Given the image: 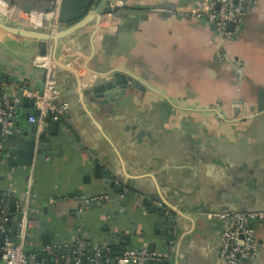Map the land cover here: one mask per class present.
<instances>
[{
    "label": "crops",
    "instance_id": "crops-1",
    "mask_svg": "<svg viewBox=\"0 0 264 264\" xmlns=\"http://www.w3.org/2000/svg\"><path fill=\"white\" fill-rule=\"evenodd\" d=\"M4 1L28 25L23 17L30 11L43 13L52 3ZM122 1L129 10L117 13L116 32L92 45V21L47 44L43 57L49 65L33 56L37 47L32 40L0 29V58L47 70L57 61L77 76L58 74L69 108L58 120L57 135L50 132L51 120L45 124L44 138L54 140L45 158L29 167L10 165L15 141L0 135V204L6 190L16 201L23 199L32 168L30 213L39 216V223L32 220L26 252L39 253L51 243L63 247L79 236L91 246L106 245L108 233L121 232L134 248L166 254L167 260L159 263L221 264L217 244L223 223L201 212L264 209V110L256 108L258 91L264 89V0L247 7L241 31L225 40L217 38L205 17L180 14L197 9L201 0ZM160 3L176 9L163 17L151 10ZM53 16L50 25L56 27L58 13ZM217 52L224 62L217 61ZM112 70L134 75L145 91L127 87L114 101L84 94L85 83L80 85L78 78L95 79ZM24 85L29 88L22 79L16 86ZM165 99L171 104L167 118L162 116ZM11 112L9 137L19 133L24 138L33 130L25 119L27 112L36 113L33 104ZM104 173L122 191L106 185ZM97 194L110 198L100 207L81 204ZM144 198L158 207L155 212L143 206ZM163 217H174L175 224H164ZM253 229L261 247L252 264H264V221L254 222Z\"/></svg>",
    "mask_w": 264,
    "mask_h": 264
},
{
    "label": "built area",
    "instance_id": "built-area-1",
    "mask_svg": "<svg viewBox=\"0 0 264 264\" xmlns=\"http://www.w3.org/2000/svg\"><path fill=\"white\" fill-rule=\"evenodd\" d=\"M258 0H201L197 9L192 11L181 10V15L189 14L192 16L205 17L207 21L215 26V34L218 39H232L236 37L242 28V23L246 15V9L249 5H254ZM5 6L8 11L9 5L6 1L0 0V4ZM60 0L54 1V10L52 13L57 15ZM116 7L121 8L124 5L122 0H115ZM28 14L29 24L31 23ZM1 13V12H0ZM41 13V12H39ZM2 14V13H1ZM3 15H7L4 13ZM113 12H107L99 26L108 29L111 25ZM232 24V28L229 25ZM33 25V24H32ZM53 26V25H52ZM55 27V26H53ZM217 61L224 62L225 58L221 52L215 55ZM52 69L48 70L50 72ZM48 74V73H47ZM23 94L33 99L34 108L37 113L33 114L29 121L36 122L35 133L39 135L45 127L48 120H59L68 111V103L62 99V91L54 75L48 74L44 83L42 92L21 86ZM5 103L10 110L9 100L6 96L0 97V105ZM13 116L12 112H5L0 108L1 136L9 135L12 132ZM32 168L27 174V193L22 200L16 201L10 190H6L2 196L0 204V233H3V243L0 245V255L4 264H47L46 258L41 254L52 257L51 264H151L153 262H164L167 255L151 250L146 247L124 249L118 255L110 257L108 252L111 245L95 244L88 247L87 241L83 236L77 237L71 244H47L39 253L26 252L25 246L30 235L32 220L30 218V199L32 197L33 185ZM108 194H97L84 197L82 203L100 201L109 199ZM14 203V210H10L11 203ZM207 218H230V224L221 234L218 247V260L221 264H252L259 252L261 244L255 236L251 223L264 219V210L259 211H237L228 212H209ZM14 222L15 233H10V229L5 226L6 222ZM65 249L63 252L61 250ZM60 252H56L59 250ZM40 255V259L37 256Z\"/></svg>",
    "mask_w": 264,
    "mask_h": 264
},
{
    "label": "water",
    "instance_id": "water-1",
    "mask_svg": "<svg viewBox=\"0 0 264 264\" xmlns=\"http://www.w3.org/2000/svg\"><path fill=\"white\" fill-rule=\"evenodd\" d=\"M54 1L51 2V7L45 11H42L43 14H52V11L54 9ZM78 0H60L59 10H58V17L57 21L59 23L58 26L53 27L51 25L46 27H38L33 25H28L26 22L22 23L20 17L17 15L18 9L16 10L8 1H6L9 5V10L12 11V13H9L8 15H3L0 13V29L2 31H5L9 34H13L16 36H20L23 38H27L33 41L35 46L37 47L36 53L33 55L34 57L37 55L38 57H43L47 53V44L53 43L56 44L57 41L63 37L69 36L73 33H75L77 30L82 29L86 25H88L90 22H94V27L90 32V37L93 43H95L96 40H100L102 36L105 34L114 33L117 30L118 27V15L120 10L125 11L129 10L127 8L123 7L118 8L114 4L115 0H88L85 3H79ZM87 5L92 6V9L88 10ZM154 9L157 12H160V15L163 17L170 16L175 11V6L170 5L169 3H160V5H155L151 7V10ZM107 12H113V16L111 18V25L108 29L105 30V28H102L99 26L100 22L103 19V15ZM65 24V25H63ZM213 24V23H212ZM214 26V24H213ZM229 28H232V24L229 25ZM215 29V26H214ZM55 60V59H54ZM56 67L52 69L49 73L54 75L55 80L58 83L57 77L59 73H69L70 78L74 76V78L77 79L76 72L73 71L71 68H69L64 63H57ZM4 69H6L8 72L5 73ZM48 70L45 67H27L24 66L19 67L16 65H13L5 58H0V85H7L5 89L0 90V94L5 93L6 98L9 100V106L14 107V112L17 113V109L19 105H27V103L33 104V99L23 96V90L21 86L18 85L19 80H26L29 83V88L33 90H38L39 92H42L44 83L47 77ZM94 74V73H93ZM108 76V77H107ZM79 84L84 85V94L87 96L94 95L95 98L99 97H105L110 101H114L115 99L119 98L120 95L124 94L127 87L139 89L141 91H145V86L141 84V82L136 79V77L130 73H127L125 71L120 70H112L110 73L104 74V75H98L95 79H89V80H82V78H78ZM12 87V88H10ZM17 99V101H14ZM34 107V104H33ZM163 110L162 116L168 117L169 111L171 109V104L165 99L164 103L162 104ZM0 108L4 110L5 112H11L10 108L5 104L1 103ZM256 108L259 111L264 110V89H261L258 91V103ZM35 109V108H34ZM37 113V111L35 110ZM33 114L27 112L25 114L26 124L28 126L33 127L32 132H29L26 134L24 138H21L19 133H14V135L9 137V135H6L4 137L8 138L9 140H14V148L11 151V158L8 160L10 165L12 166H19V167H29L34 160L43 159L45 156H47L50 153V146L54 140L44 138L43 132L46 130L43 129V131L36 135L35 133V126L36 122L28 121L29 118ZM59 127V121L58 120H51L49 123L50 132H52L54 135H57V129ZM11 128H14L11 127ZM0 135H1V123H0ZM57 140V139H55ZM1 144V140H0ZM9 148V147H8ZM7 148V149H8ZM4 149V152L6 153V150ZM7 154V153H6ZM5 154V155H6ZM4 155V157H5ZM8 155V154H7ZM104 177L106 178L105 184L115 188L117 191H122V188L115 184L114 178L107 173H104ZM143 206L150 210V211H156L157 206L150 204L147 200V198L142 199ZM104 203V200L100 201H92L88 203H84L85 206H102ZM83 204V203H82ZM15 204L12 202L11 207L12 210H14ZM230 210H237V211H259L264 209H255V208H238V209H207L202 211V215L204 218H207V213L209 212H228ZM159 213L161 216H165L166 212L163 209L159 210ZM31 220L35 219L37 223H39V216L36 215L34 218L30 215ZM164 218V217H163ZM208 220H219L222 221V227L220 230L219 240L217 244V253H218V247L221 239V234L225 230L226 227L230 224V218L226 219H219V218H211ZM260 221H264L260 220ZM166 225H174L175 224V218H164L162 221ZM251 227H253V223L250 224ZM171 233V231H169ZM15 233V230L13 229L12 234ZM171 239V238H169ZM3 243V233H0V245ZM103 243L106 245H112L115 247L114 255H118L122 252L124 249H132L134 248L131 243L128 241V237L126 235H123L121 232L116 233H108L106 237L103 240ZM37 259H40V255L37 256ZM153 264H166L165 263H159L154 262Z\"/></svg>",
    "mask_w": 264,
    "mask_h": 264
},
{
    "label": "bare ground",
    "instance_id": "bare-ground-1",
    "mask_svg": "<svg viewBox=\"0 0 264 264\" xmlns=\"http://www.w3.org/2000/svg\"><path fill=\"white\" fill-rule=\"evenodd\" d=\"M0 12L2 14L6 13L7 15L9 13H12L11 10L8 9V11L6 10L5 6L2 4H0ZM29 17L26 16V17H23L22 19H28ZM54 16L53 14H43V13H39V12H33L32 15L30 16V19H31V23L34 25V26H38V27H46V26H49L53 20ZM45 63H48L47 61V58L46 57H43V64L45 65ZM49 74V72H48ZM47 74V75H48Z\"/></svg>",
    "mask_w": 264,
    "mask_h": 264
},
{
    "label": "trees",
    "instance_id": "trees-1",
    "mask_svg": "<svg viewBox=\"0 0 264 264\" xmlns=\"http://www.w3.org/2000/svg\"><path fill=\"white\" fill-rule=\"evenodd\" d=\"M10 207H11V206H10ZM5 226L11 230V231H10V233H11V232H12L11 222H10V221H9V222H6V223H5ZM87 245H88V247H91V245H89L88 243H87ZM56 252L59 253V252H60V249H59V250H56ZM61 252H63V250H61ZM114 252H115V247L111 245V250H110V252H108V255H109L110 257H112V256L114 255ZM41 257H45V258H46V262H47V264H51V263H52V257H51L50 255H46V254L42 253V254H41ZM109 264H112V263L109 262Z\"/></svg>",
    "mask_w": 264,
    "mask_h": 264
}]
</instances>
